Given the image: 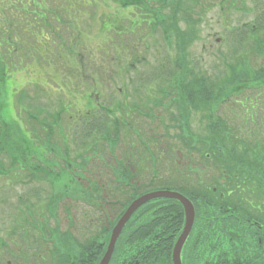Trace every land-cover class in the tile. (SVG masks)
Instances as JSON below:
<instances>
[{
  "label": "rangeland",
  "instance_id": "obj_1",
  "mask_svg": "<svg viewBox=\"0 0 264 264\" xmlns=\"http://www.w3.org/2000/svg\"><path fill=\"white\" fill-rule=\"evenodd\" d=\"M214 2V1H213ZM241 1L238 0L235 2V4L240 7ZM78 4H81L83 7H89L92 9V16L90 20L94 22L95 25L100 26L101 28H106L114 23V15L116 14V8L113 5V0H78L76 3L70 2L69 7H76ZM219 6L213 9L214 5L209 3V7L200 11L196 12V15H199L202 19V21H199L197 18H193L190 21L191 26H187L185 23L184 29H190L192 31V35L194 36L193 43L189 44L190 52V58L191 60L198 66H202L210 71V69H214V66H219L221 64V52L230 54V45L228 43L229 35H233V32L235 29L239 28L240 26L248 25L246 22L253 21L255 22V19L252 14L249 16H246L240 12H234L229 10V8L222 2L218 0ZM213 6V7H212ZM227 7V8H225ZM86 9L83 11L85 12ZM17 13V12H15ZM19 15L22 16V12L19 13ZM126 15V14H125ZM132 14L129 12L127 16H123V25L128 29L129 26V19L127 17H131ZM22 18V17H21ZM2 25V21H0V26ZM252 25V24H251ZM250 25V26H251ZM24 27H26V24H24ZM98 28L92 25L88 20L85 19V16L83 19H81L80 25L78 27V30H80L82 33H87L88 35V43L87 45H91L95 49H98L100 44L102 43V40L100 39V32L97 30ZM116 31V32H115ZM118 30H112L111 34L115 37V39L122 40L123 43H125L128 47V49L123 48L118 53H114V49H111L109 58L112 59V62H110L111 70L110 72L106 74H102L100 76V81L104 85V87H119L122 86L123 83H128V76L133 75V70L131 73L127 76L128 72L126 69L130 66H132V59L139 56H143L146 54L147 51H145V45L148 43V51L149 52H155L158 55L154 59H147V62L151 63L152 65L154 62L158 59H163V61L166 60V58H173L176 54V46L174 43V38H171L168 42H166V45L157 46L153 42L154 39H157L156 36L159 34L153 35L146 40H140L139 42L136 41L135 37L136 35H133L128 32V34H124L123 32L118 35ZM32 37L29 39H22V42H25L23 45L28 52H32L33 49L36 48L35 43L33 42L36 38L35 32H30ZM51 38L53 40L57 39V36L50 34ZM219 41H217V39ZM135 39V40H134ZM171 42L170 44H168ZM158 43V42H157ZM102 46V45H101ZM130 47L135 48L136 55L131 56L130 55ZM257 53L261 52V47L259 46L256 50ZM119 54V56H118ZM173 55V56H171ZM149 56V53L147 54V57ZM120 57V58H118ZM120 60V62L117 64V62ZM129 60V61H128ZM128 61V62H127ZM53 65H57L56 63H52ZM120 65L123 66V72L119 71ZM152 65H148L146 62H142L140 64L136 65L137 71H135L136 76H138L141 80L143 77H149L150 74L153 71ZM223 66V65H222ZM28 68L27 64L22 61V59L19 60L18 63L14 64L12 62L7 63L5 74L6 76V84L10 86H15L20 89L19 91L27 90L28 93L31 96H34V94L31 92L34 90V81L38 80L41 83L49 82V76L52 74L53 67H47L46 65L39 66V63H33L30 67V71L26 72L25 70ZM131 70V67H130ZM21 72V74H18V72ZM214 71V70H213ZM213 71H210L213 73ZM141 72L142 74H138ZM218 73V70L214 72V74ZM1 75V74H0ZM69 79L64 80L60 85H56L57 88L60 87H66L68 85ZM30 91H29V90ZM52 90V89H51ZM12 92V91H11ZM19 93V92H18ZM12 102V99H11ZM43 103V102H42ZM44 104V103H43ZM23 107H21L22 110ZM14 119L19 121V124L22 125L23 123V115L20 113L19 115L14 116ZM90 120H87L83 122L86 126H88ZM27 120H24V126L26 125ZM30 126V125H29ZM87 128V127H86ZM30 129V128H29ZM34 132V131H33ZM171 132L174 133L175 130L171 129ZM121 144V143H119ZM101 151V150H100ZM117 153V152H116ZM119 157V154H117ZM76 172H80L78 169H75ZM98 182H100L99 179H96ZM7 179L4 177H0V206L4 205L2 209H0V260L2 262L0 264H13L11 262L10 257H5L3 252L5 254H8L6 252L7 245H10L8 229L5 220H7L6 216L9 214V210L11 209L13 202L8 204L9 199H16L13 197V195L8 194V186L6 185ZM13 184L18 183V180L11 181ZM21 182V181H20ZM104 183V182H103ZM134 185L136 182H133ZM39 184V183H38ZM83 184V183H82ZM99 184V183H97ZM35 185V182L31 183V187ZM103 186V185H102ZM17 193H20L22 190V185L12 186ZM25 187V186H24ZM26 188V187H25ZM15 191H13L15 193ZM81 201L78 200H70L67 199L60 203V207L58 209V217L60 221V228L62 231H71L75 236L74 238L76 240H79L80 233L76 231L77 223L83 218H92V216L88 213L87 215H78L76 212H79V209H81L82 212H85L84 203H80ZM5 204H8L5 207ZM81 205V206H80ZM65 208H68V212L65 210ZM3 218L5 220H3ZM91 222V220L83 222L84 225H88V223ZM95 222V221H94ZM37 228H40L43 226V223H37ZM65 229V230H64ZM37 235V238L41 240V245L39 246L42 250L46 252L45 243L46 240L50 237V234L47 233H40ZM33 241V240H32ZM42 251V252H44ZM44 252V253H45ZM42 253V254H44ZM5 258V259H4ZM4 259V260H3ZM27 264H34L31 262V259H29V262Z\"/></svg>",
  "mask_w": 264,
  "mask_h": 264
},
{
  "label": "flooded vegetation",
  "instance_id": "obj_2",
  "mask_svg": "<svg viewBox=\"0 0 264 264\" xmlns=\"http://www.w3.org/2000/svg\"><path fill=\"white\" fill-rule=\"evenodd\" d=\"M232 103V107H233ZM263 101L252 100V92L248 91V95L245 100L242 102V107L246 110L248 108L254 110V114L251 118H247L244 120V123L247 125L246 131L248 134V138L252 137L256 140L249 141L248 143H244L243 146L247 147H255L258 144H264V108ZM256 106L259 107L258 112H256ZM263 108V109H262ZM239 132V131H238ZM236 130L234 127L228 128V156L230 157V167L229 170L232 176L237 172L239 174H250L251 172L256 175L257 173L261 175L264 181V145L259 146L258 152H253V154L239 156L237 154H233V143L235 141ZM256 151V150H255ZM237 155V156H235ZM187 168H184L182 173H185ZM196 181L188 182L187 179L182 176L181 181V190L188 194L192 198H196L198 201L196 203L197 208L199 209L200 205L210 204L214 206L218 200L217 188L218 186L210 187L209 184H203V170H196ZM223 170L218 167L216 170L211 169L210 176L213 179L219 178L222 174ZM225 176L230 178L231 175L228 173H224ZM221 182V188L225 189L224 179ZM232 186L236 184L235 178L233 179ZM250 185L253 190L259 186L264 188V183H257V180L254 179L252 183L245 182L237 183V186L240 187L241 190L246 192L247 189H250ZM229 186V183L226 184ZM233 208V207H232ZM231 208V209H232ZM215 210L212 208L211 212ZM249 214L251 217H248V222L250 225V233L247 234L252 239H263L264 238V205L261 203L253 205L252 209H249ZM88 220H83L80 223V233L79 240L74 238V242L70 246H58L55 245L54 240L52 238H48L47 242H51V246H45V248L49 251L50 256L47 253L42 252L43 250L39 246H24V247H7L6 252L8 255H12V258L17 262H13V264H27L29 259L34 264H37L34 259L41 261L40 264H97L101 256L105 252L108 233L106 230L102 229L104 224L99 223L100 229L97 226V222H89L88 225H84L83 222ZM198 222V216L196 219V223ZM90 227L89 230L86 228ZM135 235V239L142 240L145 242L146 246L152 245L153 248L146 249L145 252L139 254L137 247L133 246H122L121 243L117 247V255H119V263L118 264H136L137 261H143L144 264H169V261L166 259L167 254L163 248L168 247L170 237L174 236L176 230L173 232L170 230L159 231L156 230L154 226L147 227L141 230L133 231ZM127 234V232L124 233ZM122 238V237H121ZM150 239L151 242H148ZM37 242L41 243V240H37ZM38 252V253H36ZM36 253V254H35ZM44 253V254H42ZM11 258V257H10Z\"/></svg>",
  "mask_w": 264,
  "mask_h": 264
},
{
  "label": "water",
  "instance_id": "obj_3",
  "mask_svg": "<svg viewBox=\"0 0 264 264\" xmlns=\"http://www.w3.org/2000/svg\"><path fill=\"white\" fill-rule=\"evenodd\" d=\"M162 195H166V196H170V197H175L177 199H179L180 201H182V203L184 204L185 208H186V222H185V227H184V231L181 234V236L179 237V239L177 240L176 246L174 248V252H173V260L175 264H181L180 261V253H181V249L182 246L188 236V233L192 227V223H193V219H194V208L192 206V204L190 203V201L185 198L184 196H182L181 194H177V193H166V194H162ZM159 196V194L157 193H151V194H147L145 196H142L140 198H138L137 200H135L129 207L128 209L125 211V213L122 215V217L120 218V220L118 221V223L116 224V226L113 229V233L111 236V240H110V244L108 247V250L105 254V257L103 258L101 264H107L108 260L111 256V253L113 251L116 239L118 238L122 228L124 227L126 221L128 220V218L130 217V215L133 213V211L140 206L141 204L145 203L147 200Z\"/></svg>",
  "mask_w": 264,
  "mask_h": 264
},
{
  "label": "trees",
  "instance_id": "obj_4",
  "mask_svg": "<svg viewBox=\"0 0 264 264\" xmlns=\"http://www.w3.org/2000/svg\"><path fill=\"white\" fill-rule=\"evenodd\" d=\"M2 59H3V58H2V56L0 55V66L3 65ZM170 70H171V69L166 70V73H169V77H168V78H169V80H170V86H179V85H180L179 81H177V82H174V81H173L172 77L174 76V74H173V71H170ZM176 79L179 80L178 77H176ZM200 85H201L202 87H206V86H207L205 83H201ZM203 97H209V94L206 95V93H204ZM0 127H1V126H0ZM0 137H1V136H0ZM1 145H4V146H5L4 142L0 141V146H1ZM49 177H51V176H49ZM61 178H65V179H68V180H69V175L64 174ZM74 186H76V184H75Z\"/></svg>",
  "mask_w": 264,
  "mask_h": 264
}]
</instances>
